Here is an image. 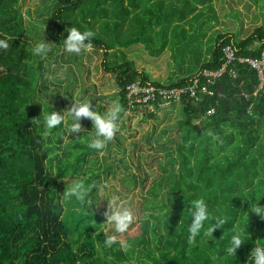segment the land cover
<instances>
[{"label": "trees", "instance_id": "trees-1", "mask_svg": "<svg viewBox=\"0 0 264 264\" xmlns=\"http://www.w3.org/2000/svg\"><path fill=\"white\" fill-rule=\"evenodd\" d=\"M212 3L213 0H55L53 7L37 11L38 15L48 10L50 13L44 21L46 29L35 27L36 43L44 39L53 43L54 47H50L56 53L52 57L80 70L84 85L91 73L80 61L87 54L65 53L62 39L67 37L70 27L94 34L91 54L97 59L98 81L113 79L117 93L109 100L121 106V116L127 112H143L147 119H156L159 113L131 104L126 97L127 86L140 82L144 86L181 88L203 70H218L225 62L226 47L235 52L236 59L230 68L236 77L225 74L215 85H209L213 97L204 96L196 101L184 96L178 104L172 105H178L181 116L174 126L177 135L169 136L166 146L157 140V151L164 153L166 163L158 158L151 160L157 173L150 183L138 160L137 172L142 186L149 185L148 193L153 198L165 187L166 196L162 198L164 203L140 205L142 210L150 211L146 216L149 215L152 223L143 221L138 236L130 240L139 249L135 254L133 250L125 253L118 240L111 247L105 246L106 235L101 228L105 211L102 210L104 215L95 213L97 200L85 207L74 200L71 202L75 204L63 200L67 177L89 173L86 185L100 184V175L86 167L92 157L93 164L98 162L99 152L88 147L91 135L84 132L74 139L68 137L63 156L52 158L53 151L62 150L67 133H58V140L52 145L43 135L40 107L41 101L46 103V108L57 103L59 96L47 94L45 75L49 69L45 67L44 73L40 72L43 60L39 56L38 61L34 58L28 43L31 40L26 38L28 30L20 0H0V40L9 45L7 49L0 48V264H253L252 250L264 246V219L248 212L251 203L259 202L264 206V144L261 143L264 140L261 132L264 92L258 91L256 73L238 59H260L264 49V25L243 35L217 32L211 43L194 42L202 35L199 28L205 25L209 31L210 22L216 20L210 17L215 13ZM220 14L227 17L223 8ZM191 31L194 33L190 34ZM138 45L149 52L147 61L127 54H132L130 49ZM205 45L206 56L201 59ZM196 46L194 52H186ZM177 53L189 55L186 61L177 63ZM160 57L163 60L159 69L168 62L167 66L174 70L181 71V64L185 70L178 76L172 71L168 73L166 84L152 80L149 76L157 78L154 72L158 68L148 61ZM88 58L91 59V55ZM191 58L194 63H190ZM184 62L190 66L185 67ZM34 63L37 69L31 65ZM162 69L166 71L165 67ZM76 81L72 76L64 88L67 100L69 87ZM200 85H205L204 79H200ZM96 106L104 112L102 106ZM154 106L158 109L156 104ZM212 109L214 114L207 115ZM85 121L81 124L93 126L90 119ZM70 123L71 120L68 125ZM143 161L151 166L147 159ZM128 179L136 180L131 177L119 180L123 188L116 193L119 198L129 191ZM196 199H204L211 214L225 218L226 223L223 229H216L213 236L201 233L190 244L189 204ZM138 203L134 200L121 204L136 210ZM162 209L165 210L163 216L154 214ZM66 214L71 218L77 216L78 221L70 225ZM133 225L131 223L128 230ZM159 227L163 229L162 234ZM207 227L206 224L205 230ZM234 230L244 233V243L235 256H228L226 249ZM73 233L76 239L72 238ZM115 233L111 229L107 236Z\"/></svg>", "mask_w": 264, "mask_h": 264}, {"label": "rangeland", "instance_id": "rangeland-1", "mask_svg": "<svg viewBox=\"0 0 264 264\" xmlns=\"http://www.w3.org/2000/svg\"><path fill=\"white\" fill-rule=\"evenodd\" d=\"M168 1V0H166ZM55 3V0H20L19 7L21 8V13L23 15V19L25 21L26 27H27V34L26 38L30 39L31 41L28 43L31 44V49L37 44V31L35 27H41L46 29L47 24L44 23V21L49 18V10L44 15H38V10L43 9H49L50 7H53ZM213 9L215 13H212L210 17H215V22H210V26H212L211 30H207L206 26H201L200 33H202L201 36H197L194 39V42H201L203 43L208 42L211 43L217 32L227 33L228 31L235 32L237 34L243 35L246 32H251L254 28L259 27L261 25H264V0H213ZM231 6V10L230 7ZM249 6L248 8L246 6ZM225 9L227 17L224 18L220 12L221 10ZM29 12V14H28ZM209 13V11H207ZM48 14V15H47ZM210 14V13H209ZM237 18H234V17ZM257 17V18H256ZM257 21L255 22V20ZM203 22V21H200ZM195 23V22H194ZM186 30H189V25L185 26ZM156 31H158V28H156ZM194 32L191 31L190 34H193ZM53 44V43H52ZM54 47V44H53ZM207 45H205L202 48L201 59L205 58V49ZM184 49L185 47L182 46ZM196 47H192L189 50H186V52H194ZM132 54L127 53L128 55L132 56L138 55L143 57L146 61V55L149 56V52H146L142 45L134 46L130 49L129 52ZM181 51V50H180ZM185 51V50H184ZM55 49L51 51L46 59L43 60V67L40 70V72L44 73V68L48 67L49 71L46 73V78L48 81V88L49 92L47 94H54L55 96H59V99L57 103L50 104L48 108H46V103L41 101V107H40V116L41 120L43 122L44 116L51 112L52 110H55L57 112H62L65 116L66 124H62L61 126H58L56 129H53L50 131V134L47 136L48 139L51 140L52 145L56 143L55 141L58 140V133L66 132L65 140L61 146L62 150H56L52 152V158L56 157H62L63 156V147L66 145V143L69 142V139L67 138H76L82 133H91L94 128L91 125L81 124L85 120H88V118H81L79 121L83 132H78L75 134L69 135L68 130V122L71 120V117L68 115L67 110L70 109L71 104L73 100H80L82 98H87L91 100L93 110H98L97 104L102 106L106 111L113 102V100H109L112 96L116 95L117 88L116 85L113 83V79L105 78L101 81H98L100 79V76L95 71L97 66V59L94 55L91 54V51L86 52L87 55H85L81 59V64L83 66H86L89 68V72L91 73L90 78L85 82L86 85L83 84L82 79H80V70H77L74 66H69L62 64L60 60H56V58L52 57L54 55ZM167 54L168 51H166ZM164 54V53H163ZM162 54V55H163ZM185 55H180L177 53L176 61L179 63L180 61H186V57L189 54L184 53ZM58 55V54H57ZM88 55H91V59L88 58ZM161 55V56H162ZM192 55V54H191ZM165 57V55H164ZM34 58L38 61V57L34 55ZM152 59V57H151ZM149 60V64L151 66L156 67L159 69V66L162 63L163 57H160V59ZM194 63V61L190 60V63ZM171 62V61H170ZM168 63V62H167ZM167 63L165 62V69H169L167 67ZM174 63V64H177ZM185 63V62H184ZM190 63H185V67L190 66ZM35 69H37V64H31ZM175 66V65H173ZM59 67V68H58ZM182 70L178 71L179 68L175 69L176 76L180 75L185 69L183 67V64H181ZM170 69H173L172 66ZM70 70V71H69ZM173 71V70H172ZM174 72V73H175ZM160 73H163L161 71ZM64 77H63V75ZM70 74V76H68ZM151 75V74H149ZM72 76L77 78L76 83H73L70 85V97L69 100L66 99L64 88L67 87L66 84L69 83V78ZM166 76V75H165ZM110 77V76H109ZM152 80L158 81L160 83L166 84L169 81L162 80L161 76L159 75L157 78H154L153 76H149ZM74 81L73 79H71ZM62 81V84L59 85V82ZM95 86V89L92 88ZM104 98V99H103ZM115 100V99H114ZM46 108V109H45ZM53 108V109H52ZM99 111V110H98ZM181 119V116L178 112V105L170 106L166 108L165 110L158 113L156 119H147L144 116L143 112H127L122 116V121L120 124V130L115 135L114 139L108 143L106 148L97 154L98 162L96 164H93L94 157H92L86 167L91 168L92 171L95 173H98L100 175V183L107 182L111 186V193L110 198L115 197L119 200H124V202H130V201H138V205L136 206V210H131L133 213V222L132 224H135L132 226L131 229L127 231V233H115V236L118 241L121 243L126 244L128 247L127 249H122L125 253H128L129 251L133 250L135 254H138L139 249L137 247H134L132 243H130V240L133 237L138 236V231L140 229V225L143 221L147 220L150 224L152 223V220L146 214H150V211L142 210L140 205L144 202H147V204L154 203V204H160L161 202L164 203L165 200L162 198H165L166 196V188L163 187L160 190V195L157 197H151L148 193L149 185L146 184L144 187L139 181L140 174L137 172V164L141 163V167L143 168L146 175H148L149 183L150 180L156 175L157 170L155 165L152 166L153 160L162 161L163 163H166V160L164 159L163 152L157 151L158 145L156 144L157 140L159 139L160 143H163V146H166L165 140L170 137H176L177 131L175 129V123ZM86 122V121H85ZM41 128L42 124H41ZM164 132H166L164 134ZM261 132L264 133V128L261 130ZM263 133L261 135H263ZM90 135V134H89ZM216 137H214V140ZM55 140V141H54ZM264 144V140L261 142ZM162 146V145H161ZM169 147V146H168ZM172 150V149H171ZM175 156V154H174ZM146 157H149L146 158ZM147 159V163H150L151 160V166H147L144 164L143 159ZM139 160V163H138ZM99 166V167H98ZM109 168H112L109 170ZM55 169V167H53ZM100 171L98 172V170ZM115 174V176H113ZM89 173L82 175L84 178L89 177ZM72 177H67L65 181L67 182V186L70 183ZM127 177H131L135 181H129L128 179L126 182V187L129 191L125 192V195L122 198H119L117 194H119L122 191V186L119 180H124ZM118 200V201H119ZM72 200L68 201V204H75L71 202ZM70 202V203H69ZM74 202H76L74 200ZM123 201H120L119 203H124ZM78 203V202H76ZM130 208V207H128ZM150 208V207H149ZM81 211V209H76L77 212ZM96 214H103L102 210L105 211V213L108 211V202L106 199H100L97 201V204L94 207ZM75 211V212H76ZM104 213V214H105ZM103 214V215H104ZM156 216H163L165 214V210H156L154 212ZM65 218H68V223L70 225H73L75 222L78 221L77 216H74V218H71L70 214H66ZM105 220L102 222L101 228L104 235H108V232L112 230H115L114 227L106 222V215L104 216ZM73 229V227H72ZM74 232V231H73ZM159 232L162 234L163 229L159 227ZM72 238L76 239V234H72ZM157 254V253H156Z\"/></svg>", "mask_w": 264, "mask_h": 264}, {"label": "clouds", "instance_id": "clouds-1", "mask_svg": "<svg viewBox=\"0 0 264 264\" xmlns=\"http://www.w3.org/2000/svg\"><path fill=\"white\" fill-rule=\"evenodd\" d=\"M91 31H80L76 27L67 29V37L63 40V51L70 55H82L91 51L93 48ZM51 43L45 42V39L35 44L32 53L39 56L42 60L46 59L52 51ZM8 43L0 40V48L7 49ZM68 115L71 117V123L68 125L69 135L83 132L80 124L81 118H88L93 123V131L89 133L91 139L88 147L97 152H102L108 143L112 141L120 130L122 121V108L118 103L113 102L104 112L93 110L91 100L82 98L73 100ZM66 124L65 116L62 112L52 110L44 116L42 127L45 138L50 131L58 126ZM112 189L109 183L87 184L83 176H74L68 186L62 192V198L65 201L75 200L85 207V204L92 205L93 200L106 199L108 202V211L105 213L106 222L110 223L117 233H124L128 230L129 225L133 222V213L130 208L119 203L115 197L110 198ZM95 193V195H94ZM250 214L255 213L261 219H264V206L258 203L252 204L248 211ZM189 214L191 223L188 224V241L193 243L197 237L203 233L204 236H213L216 229H223L226 219L220 216H213L204 199H196L189 204ZM208 225L205 230V225ZM117 242L115 235L106 236L105 246L111 247ZM244 243V233L240 230H234L231 236L230 246L226 249L228 256H235L237 249ZM122 249H127V245L121 243ZM253 264H264V246H256L251 254Z\"/></svg>", "mask_w": 264, "mask_h": 264}, {"label": "built area", "instance_id": "built-area-1", "mask_svg": "<svg viewBox=\"0 0 264 264\" xmlns=\"http://www.w3.org/2000/svg\"><path fill=\"white\" fill-rule=\"evenodd\" d=\"M225 62L215 71L203 70L190 84L181 88H158L155 86L142 85L140 82H135L126 87V97L131 104H138L148 108L152 113H158L173 104H178L181 99L186 96L188 98L199 101L201 97H213L214 93L209 90V85H215L217 81L222 79L225 74L230 78H235V71L230 66L235 62L236 56L233 49L226 47L223 51ZM239 63L249 66L257 76L259 81L258 91L264 92V49L260 59L251 60L246 58L238 59ZM200 79L205 80V85H200ZM154 104L158 109H155ZM214 109L208 112L207 115H213Z\"/></svg>", "mask_w": 264, "mask_h": 264}, {"label": "crops", "instance_id": "crops-1", "mask_svg": "<svg viewBox=\"0 0 264 264\" xmlns=\"http://www.w3.org/2000/svg\"><path fill=\"white\" fill-rule=\"evenodd\" d=\"M169 53V52H168ZM169 55V54H168ZM168 65V64H167ZM164 67H166L165 65H163L162 67H160V69H158V70H155V75L158 77L159 75L161 76V79L162 80H167L169 77H170V75L168 74V73H170L172 70L170 69L171 68V66H167L169 69H166V71H164L162 68H164ZM161 71H163V73H160ZM173 73L175 72L174 71V69H173V71H172ZM176 73V72H175ZM166 75V76H165ZM173 78H174V76H172ZM172 78V79H173ZM176 80L174 79V82H175Z\"/></svg>", "mask_w": 264, "mask_h": 264}]
</instances>
